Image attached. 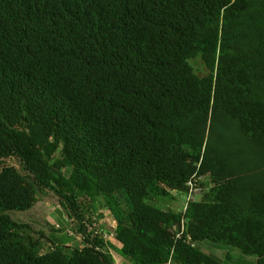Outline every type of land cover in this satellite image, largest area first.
I'll return each instance as SVG.
<instances>
[{"label":"trees","instance_id":"1","mask_svg":"<svg viewBox=\"0 0 264 264\" xmlns=\"http://www.w3.org/2000/svg\"><path fill=\"white\" fill-rule=\"evenodd\" d=\"M44 191L80 246L16 219ZM103 211L132 264H264V0H0V264H117Z\"/></svg>","mask_w":264,"mask_h":264},{"label":"rangeland","instance_id":"2","mask_svg":"<svg viewBox=\"0 0 264 264\" xmlns=\"http://www.w3.org/2000/svg\"><path fill=\"white\" fill-rule=\"evenodd\" d=\"M174 197V201L171 200L170 196L166 198H156L150 204L160 209H173L178 212L182 211L185 197L182 195H174ZM16 219L34 229L35 233L34 231L32 233L28 230L33 237L38 238L36 233L39 232L45 235V238L40 241V247L43 253L53 248V243L47 240V238L52 240L56 245H59L62 243V238L64 239L67 237L69 239V242H67L69 248L80 246V237L74 233V226L71 225L65 210L59 207L54 196L48 191L41 193V201L32 211L17 215ZM98 221L100 230L103 229L107 231L108 234L114 232V221L108 211H103V218ZM112 241L117 243L115 238H113ZM198 248L215 258H221L220 260L225 264H254L255 262V257L244 256L240 254L238 250L224 245L206 242L199 244ZM111 251L117 260L116 263L118 262V264H121L119 249L112 245ZM127 262L131 263L130 261Z\"/></svg>","mask_w":264,"mask_h":264},{"label":"built area","instance_id":"3","mask_svg":"<svg viewBox=\"0 0 264 264\" xmlns=\"http://www.w3.org/2000/svg\"><path fill=\"white\" fill-rule=\"evenodd\" d=\"M201 180H202L201 177H198L197 175H194L190 179V181L188 182V184H187L188 185V192H186L184 194V197H185L184 205L185 206H187L188 203H190V202L196 201L197 198H198V195L201 194V190L202 189L199 186V183H200ZM113 221H114V219H113ZM113 228H114V231H115V229H116V222L115 221H114ZM100 232H101L100 234L102 235V238H103L104 242L107 244L106 251L109 250L108 252L112 255V253H111L112 251H110L109 245H110L111 242H113L112 239L115 238V233L113 232L112 234H108L107 231H105L103 229H101ZM113 244H115V243L113 242ZM168 264H170V262Z\"/></svg>","mask_w":264,"mask_h":264},{"label":"crops","instance_id":"4","mask_svg":"<svg viewBox=\"0 0 264 264\" xmlns=\"http://www.w3.org/2000/svg\"><path fill=\"white\" fill-rule=\"evenodd\" d=\"M115 244H116V243H115ZM115 244H113V242L110 243V245H109V249H110V251H111L112 245H113V246H116L118 249L121 248V245H120V244H118V243H117L116 245H115ZM111 253H112V252H111ZM112 255H113V253H112ZM113 257H114V259L116 260L115 256H113ZM120 259H121V261H120L121 264H131V263H128L127 260L123 259L122 257H121ZM120 259H119V260H120ZM116 261H117V260H116ZM117 264H118V262H117Z\"/></svg>","mask_w":264,"mask_h":264}]
</instances>
